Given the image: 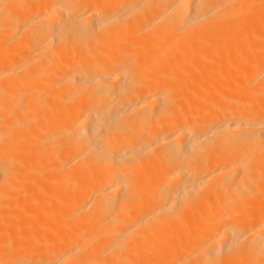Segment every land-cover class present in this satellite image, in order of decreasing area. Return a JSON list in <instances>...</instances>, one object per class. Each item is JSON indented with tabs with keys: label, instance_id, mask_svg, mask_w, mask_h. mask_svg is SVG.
Segmentation results:
<instances>
[{
	"label": "bare ground",
	"instance_id": "6f19581e",
	"mask_svg": "<svg viewBox=\"0 0 264 264\" xmlns=\"http://www.w3.org/2000/svg\"><path fill=\"white\" fill-rule=\"evenodd\" d=\"M0 264H264V0H0Z\"/></svg>",
	"mask_w": 264,
	"mask_h": 264
}]
</instances>
